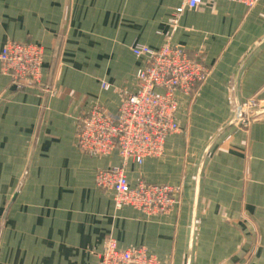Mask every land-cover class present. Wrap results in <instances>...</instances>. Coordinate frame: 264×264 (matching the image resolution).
I'll list each match as a JSON object with an SVG mask.
<instances>
[{"label":"crops","instance_id":"crops-1","mask_svg":"<svg viewBox=\"0 0 264 264\" xmlns=\"http://www.w3.org/2000/svg\"><path fill=\"white\" fill-rule=\"evenodd\" d=\"M184 2L0 0V52L8 40L43 51L38 84L18 89L0 65V264H97L108 238L165 264H244L249 254L247 264H264V112L229 124L249 99L264 106V0H203L171 24ZM165 43L208 73L176 94L179 130L162 154L137 163L82 153L81 116L115 113L137 90L145 58L132 48ZM112 167L131 186L178 187V202L151 215L116 208L95 183Z\"/></svg>","mask_w":264,"mask_h":264},{"label":"built area","instance_id":"built-area-1","mask_svg":"<svg viewBox=\"0 0 264 264\" xmlns=\"http://www.w3.org/2000/svg\"><path fill=\"white\" fill-rule=\"evenodd\" d=\"M202 1L185 0L182 6L175 8L169 22L175 25L177 16L185 8L195 9ZM228 1L251 8L258 0ZM132 52L145 58L144 65L136 73L137 90L123 96L115 113L95 106L81 116L76 140L84 154L102 156L117 152L122 158L137 163L160 156L166 139L179 130L176 94H190L208 73L207 68L189 57L184 48L169 43L157 50L145 45L135 46ZM42 63V48L34 43L8 40L0 52L1 70L18 89L40 83ZM256 105L253 99L239 105L235 124L247 126L249 112ZM95 183L113 192L117 207L130 206L144 214L164 212L167 206L175 205L178 197L177 188L168 185L140 180L131 186L121 167L97 170ZM97 264L165 263L143 246L121 249L114 239L108 238Z\"/></svg>","mask_w":264,"mask_h":264},{"label":"rangeland","instance_id":"rangeland-1","mask_svg":"<svg viewBox=\"0 0 264 264\" xmlns=\"http://www.w3.org/2000/svg\"><path fill=\"white\" fill-rule=\"evenodd\" d=\"M28 85V84H27ZM256 110L258 111L259 109H258V106L256 105L254 108H253V110H251L250 112H249V115H250V118H249V120H250V122H252V121H254L256 118H257V116L255 115V112H256ZM258 114V113H257ZM261 114V113H260ZM235 124V123H234ZM239 126H241V125H239ZM166 185V184H165ZM168 186H170V185H168ZM172 188H177V193H178V197H177V200H176V203L178 202V198H179V188L178 187H175V186H171ZM113 197H114V194H113ZM175 203V204H176ZM115 204V203H114ZM115 207L116 208H119V207H117L116 205H115ZM171 207H173L172 205H170V206H167L166 207V209H165V211L164 212H158V213H165V212H167V211H169L170 209H171ZM121 208V207H120ZM157 213V212H156ZM156 213H146L147 215H151V214H156ZM252 256V254H249L248 256H247V260L246 261H244L245 263L244 264H247L248 262H249V259H250V257Z\"/></svg>","mask_w":264,"mask_h":264},{"label":"water","instance_id":"water-1","mask_svg":"<svg viewBox=\"0 0 264 264\" xmlns=\"http://www.w3.org/2000/svg\"><path fill=\"white\" fill-rule=\"evenodd\" d=\"M239 105L237 106V108H236V112H235V114H234V116H233V118H232V120L230 121V125L231 124H234L235 122H236V120H237V118L239 117ZM264 112V106H262L259 110H258V114H260V113H263ZM192 234H193V229H192ZM192 234H191V236H192Z\"/></svg>","mask_w":264,"mask_h":264}]
</instances>
